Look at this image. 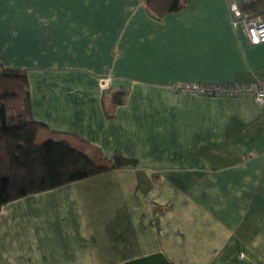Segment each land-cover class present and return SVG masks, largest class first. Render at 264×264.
I'll return each mask as SVG.
<instances>
[{
  "label": "crops",
  "instance_id": "1",
  "mask_svg": "<svg viewBox=\"0 0 264 264\" xmlns=\"http://www.w3.org/2000/svg\"><path fill=\"white\" fill-rule=\"evenodd\" d=\"M0 64L26 74L37 143L132 161L2 206L0 264H264V105L175 88L264 87L227 0H0Z\"/></svg>",
  "mask_w": 264,
  "mask_h": 264
},
{
  "label": "trees",
  "instance_id": "2",
  "mask_svg": "<svg viewBox=\"0 0 264 264\" xmlns=\"http://www.w3.org/2000/svg\"><path fill=\"white\" fill-rule=\"evenodd\" d=\"M148 12L162 16L179 11L188 0H142ZM239 7L249 18L264 17V0H241ZM124 92H113L114 106ZM43 124L29 113V86L24 71L0 64V208L14 200L41 193L110 171L132 161L115 154L78 150L64 140L36 142Z\"/></svg>",
  "mask_w": 264,
  "mask_h": 264
},
{
  "label": "built area",
  "instance_id": "3",
  "mask_svg": "<svg viewBox=\"0 0 264 264\" xmlns=\"http://www.w3.org/2000/svg\"><path fill=\"white\" fill-rule=\"evenodd\" d=\"M232 23L239 27L251 45L264 43V17L249 18L240 10L239 2L227 0ZM176 90L190 92L207 97H234L242 93H251L258 105H264V87L259 82L249 84L238 83H187L175 86Z\"/></svg>",
  "mask_w": 264,
  "mask_h": 264
}]
</instances>
